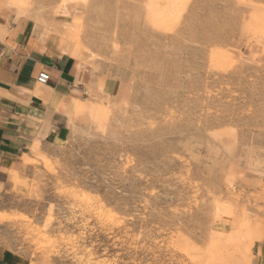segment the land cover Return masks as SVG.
<instances>
[{"label":"rangeland","instance_id":"1","mask_svg":"<svg viewBox=\"0 0 264 264\" xmlns=\"http://www.w3.org/2000/svg\"><path fill=\"white\" fill-rule=\"evenodd\" d=\"M59 2L1 1L56 47L77 22L93 85L67 140L10 172L0 245L30 264H264V0Z\"/></svg>","mask_w":264,"mask_h":264},{"label":"crops","instance_id":"2","mask_svg":"<svg viewBox=\"0 0 264 264\" xmlns=\"http://www.w3.org/2000/svg\"><path fill=\"white\" fill-rule=\"evenodd\" d=\"M80 68L69 53L38 38L33 19L15 22L0 8V198L11 187L10 172L35 146L44 149L69 137L72 101L85 100L93 85ZM42 71L49 74L46 84L36 81ZM97 84L109 96L119 87L102 77ZM0 264L30 262L0 245Z\"/></svg>","mask_w":264,"mask_h":264},{"label":"bare ground","instance_id":"3","mask_svg":"<svg viewBox=\"0 0 264 264\" xmlns=\"http://www.w3.org/2000/svg\"><path fill=\"white\" fill-rule=\"evenodd\" d=\"M83 1H86V0H60L59 4H57L59 6V13L62 14V17L69 16L68 13H70V10L71 11L78 10V8H77L78 3L83 2ZM73 20H76V19H73ZM47 22H49V21H47ZM44 24L43 25L46 27L47 24L46 23H44ZM59 24H58L59 26L55 28V35L59 36V44L57 47L61 50V52L69 53L68 51L70 50V48H69L70 42L72 41V38H74V37H71V35L74 36V33L77 31V30L75 31V29L77 27L76 26L77 22L76 23H67V22L62 21ZM48 26H47V28H48ZM49 33H51V32H49ZM60 106H62V105H60ZM66 106H65V108H66ZM67 107L69 108L70 105H68Z\"/></svg>","mask_w":264,"mask_h":264},{"label":"built area","instance_id":"4","mask_svg":"<svg viewBox=\"0 0 264 264\" xmlns=\"http://www.w3.org/2000/svg\"><path fill=\"white\" fill-rule=\"evenodd\" d=\"M36 81L39 84H46L49 81V74L45 71L39 72L36 77Z\"/></svg>","mask_w":264,"mask_h":264}]
</instances>
